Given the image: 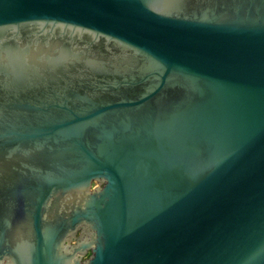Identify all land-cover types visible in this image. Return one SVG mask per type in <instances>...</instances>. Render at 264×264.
<instances>
[{"label":"water","instance_id":"water-1","mask_svg":"<svg viewBox=\"0 0 264 264\" xmlns=\"http://www.w3.org/2000/svg\"><path fill=\"white\" fill-rule=\"evenodd\" d=\"M0 264H264V0H0Z\"/></svg>","mask_w":264,"mask_h":264},{"label":"flooded vegetation","instance_id":"flooded-vegetation-1","mask_svg":"<svg viewBox=\"0 0 264 264\" xmlns=\"http://www.w3.org/2000/svg\"><path fill=\"white\" fill-rule=\"evenodd\" d=\"M96 185H94V187H95Z\"/></svg>","mask_w":264,"mask_h":264}]
</instances>
